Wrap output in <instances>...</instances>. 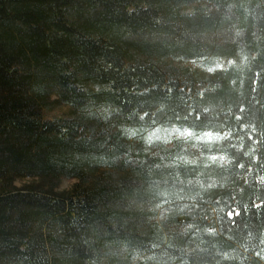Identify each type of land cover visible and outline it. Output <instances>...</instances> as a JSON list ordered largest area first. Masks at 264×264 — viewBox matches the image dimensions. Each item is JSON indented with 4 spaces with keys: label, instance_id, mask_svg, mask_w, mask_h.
I'll list each match as a JSON object with an SVG mask.
<instances>
[{
    "label": "trees",
    "instance_id": "16d2710c",
    "mask_svg": "<svg viewBox=\"0 0 264 264\" xmlns=\"http://www.w3.org/2000/svg\"><path fill=\"white\" fill-rule=\"evenodd\" d=\"M197 1L0 0V264H209L220 245L198 229L210 208L236 242L249 233L259 242L264 78L252 84L245 74L238 95L233 66L201 78L153 59L239 56L246 66L255 52L253 67L264 68V0L176 10ZM53 93L73 107L108 108L110 126L230 130L199 145L225 161L185 162L179 146L131 143L84 119H46ZM237 99L255 130L220 111ZM63 178L78 182L59 189ZM230 203L240 212L232 223L219 209Z\"/></svg>",
    "mask_w": 264,
    "mask_h": 264
},
{
    "label": "rangeland",
    "instance_id": "374dc122",
    "mask_svg": "<svg viewBox=\"0 0 264 264\" xmlns=\"http://www.w3.org/2000/svg\"><path fill=\"white\" fill-rule=\"evenodd\" d=\"M180 14L188 15L193 13L206 14L212 11V5L207 0L191 2L183 4L176 9ZM237 58V57H236ZM236 58L229 57H216L210 56L205 59H186L180 57H165L162 59H153L154 62L160 66H172L177 68L182 73L187 74V76L195 75L197 77H206L212 74H216L220 71L226 70L232 65H226L228 60L235 61ZM240 62L245 60L243 57H239ZM219 61L224 66V69L215 68V63ZM209 68H214V71L209 72ZM87 89L98 90L100 87L96 85H87ZM49 103L44 109L43 114L46 119H53L57 117L75 120L84 119L86 123L92 127L97 128L98 133H114L118 132L121 139L130 141L131 143L137 142V140H144L149 145H154L155 143H161L167 147L179 146L181 149V160L185 162L198 163L204 162L209 164H217L225 161V158L221 155H205L200 151V143L204 142H215L219 141L222 137L212 135L213 132L205 131L200 133L189 132L187 129L166 126L165 129H170V131L163 132L160 136H148L145 130L151 128H143L141 130L131 129L125 126L116 127L106 124L107 116L109 115V109L104 106L97 105H84L82 107H73L70 104L57 102V97L53 93L49 96ZM155 128V127H153ZM155 150V146L152 149ZM19 182V181H18ZM17 182V183H18ZM76 178H63L60 182L59 189H71V187L77 183ZM20 185V184H19ZM162 211V210H161ZM160 212V211H159ZM162 213V212H160ZM161 218V214L158 215L156 219ZM177 227V226H174ZM184 229V227H183Z\"/></svg>",
    "mask_w": 264,
    "mask_h": 264
},
{
    "label": "clouds",
    "instance_id": "9594fccd",
    "mask_svg": "<svg viewBox=\"0 0 264 264\" xmlns=\"http://www.w3.org/2000/svg\"><path fill=\"white\" fill-rule=\"evenodd\" d=\"M242 7H244V11L245 13H247L248 7L246 5H242ZM246 59V66L241 65L239 56L235 61L228 60L232 61L231 64H229L228 61L226 62V65H232L236 70V79L232 80L230 83L231 88L238 95H243L241 89L243 87L245 74H247L248 79H251L252 84H255L256 76H260L261 79L264 78V68L253 67V63L257 59V53H249ZM210 69L211 68L208 69L209 72L212 71ZM206 90V88H201L196 93V96L203 98V93ZM190 99L192 98L190 97ZM204 111H208V109L205 108ZM220 111L227 113L225 119L231 117L235 121H243L240 124L241 128H253V130H255L252 123L249 122L251 119L249 109L238 99L236 100V102L228 105L227 107L221 108ZM245 117H249V120H245ZM165 131H170V129H165L162 125H158L155 128L145 130L146 135L148 136H160ZM188 131L190 133L192 132L191 129H188ZM230 134L231 131L229 130V132L221 138H227V136ZM212 135L220 136V133L213 132ZM215 216L216 209L210 208L208 211V215L206 216L208 225L202 229H198V232H203L205 235L211 237L213 241L219 242L220 245L219 247H217L215 244H212L211 261L209 262V264H264V229L261 230L259 242H254L255 237L251 233H249V235L246 237V242L239 243L234 240L231 233L221 230V227L218 221L215 219ZM194 227L196 226L193 224H186L184 226V230L187 231L189 228ZM229 241H232V243L229 244ZM200 251L207 252L208 249L203 248L200 249Z\"/></svg>",
    "mask_w": 264,
    "mask_h": 264
},
{
    "label": "snow or ice",
    "instance_id": "6c2138e0",
    "mask_svg": "<svg viewBox=\"0 0 264 264\" xmlns=\"http://www.w3.org/2000/svg\"><path fill=\"white\" fill-rule=\"evenodd\" d=\"M229 64L232 63V61H228ZM215 68H220V69H224V65L217 61L215 63ZM210 70L214 71V68H211ZM233 203L230 204H224L222 207L221 205L219 206L220 211L223 213V215H221V220L228 222V223H232L233 221V217H239L240 212L238 210V207H233Z\"/></svg>",
    "mask_w": 264,
    "mask_h": 264
}]
</instances>
